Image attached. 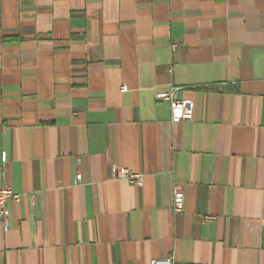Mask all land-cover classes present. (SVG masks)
I'll return each mask as SVG.
<instances>
[{
  "label": "crops",
  "instance_id": "1",
  "mask_svg": "<svg viewBox=\"0 0 264 264\" xmlns=\"http://www.w3.org/2000/svg\"><path fill=\"white\" fill-rule=\"evenodd\" d=\"M3 186L0 264H264V0H0Z\"/></svg>",
  "mask_w": 264,
  "mask_h": 264
},
{
  "label": "built area",
  "instance_id": "2",
  "mask_svg": "<svg viewBox=\"0 0 264 264\" xmlns=\"http://www.w3.org/2000/svg\"><path fill=\"white\" fill-rule=\"evenodd\" d=\"M172 49H174L175 44H172ZM121 92L126 91V86L120 88ZM178 87L171 86L165 91H160L155 93V99L159 101H165L168 103L170 108V121L172 123H177L181 121H189L193 118L194 103L190 99H180L177 96ZM118 177L126 180L130 184L137 186L142 185L143 175L140 172L131 171L125 167L118 168ZM172 212L174 214L180 213L183 209L184 197L181 192L179 185H173L172 191ZM20 195L13 193L9 186L0 187V221L6 223L7 221V207L6 203L9 199L13 201H18ZM33 197L31 196V200ZM213 217L206 216L205 220H210ZM261 235L263 239L264 246V218L261 219ZM150 264H175L174 258L169 256L165 259L152 260Z\"/></svg>",
  "mask_w": 264,
  "mask_h": 264
}]
</instances>
